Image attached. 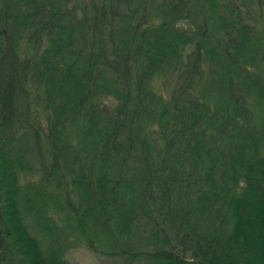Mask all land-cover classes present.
I'll list each match as a JSON object with an SVG mask.
<instances>
[{
  "label": "trees",
  "instance_id": "obj_1",
  "mask_svg": "<svg viewBox=\"0 0 264 264\" xmlns=\"http://www.w3.org/2000/svg\"><path fill=\"white\" fill-rule=\"evenodd\" d=\"M264 264V0H0V264Z\"/></svg>",
  "mask_w": 264,
  "mask_h": 264
},
{
  "label": "rangeland",
  "instance_id": "obj_2",
  "mask_svg": "<svg viewBox=\"0 0 264 264\" xmlns=\"http://www.w3.org/2000/svg\"><path fill=\"white\" fill-rule=\"evenodd\" d=\"M66 259L70 264H118L117 259L98 255L84 248L68 252Z\"/></svg>",
  "mask_w": 264,
  "mask_h": 264
}]
</instances>
